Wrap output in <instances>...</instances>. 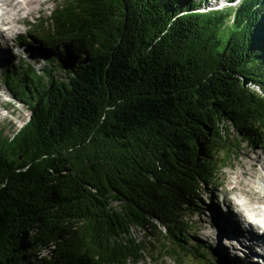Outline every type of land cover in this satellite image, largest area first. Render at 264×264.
<instances>
[{"label":"trees","instance_id":"1","mask_svg":"<svg viewBox=\"0 0 264 264\" xmlns=\"http://www.w3.org/2000/svg\"><path fill=\"white\" fill-rule=\"evenodd\" d=\"M200 1L60 0L24 42L44 69L2 70L30 118L0 127V264L139 262L263 136L264 0Z\"/></svg>","mask_w":264,"mask_h":264},{"label":"bare ground","instance_id":"2","mask_svg":"<svg viewBox=\"0 0 264 264\" xmlns=\"http://www.w3.org/2000/svg\"><path fill=\"white\" fill-rule=\"evenodd\" d=\"M50 1L52 0H3L1 23L5 24L4 15L6 7L12 6L10 3H15L13 8L19 7V11L32 12ZM203 1L206 0L200 2L204 4ZM14 21L16 20L9 21V25ZM9 29H13V26ZM4 32L0 26L2 37ZM8 49L0 47V59L5 57ZM40 63L42 67L45 65V61ZM14 64L16 63H10ZM222 176L214 187L213 219L207 221L206 216L202 217L204 223L195 232L196 238H201L197 245L193 244L196 256L200 257V247H209L210 244L218 253L216 256L219 251H223L225 255L232 252L231 259L226 260L227 264H264V230L248 219L249 216H264V147L257 142H254L252 148L243 145L238 152L237 162L231 163L229 170H223ZM219 194L224 195L222 203L227 207L226 212H222L220 202L214 200ZM189 243L194 242L188 241Z\"/></svg>","mask_w":264,"mask_h":264},{"label":"rangeland","instance_id":"3","mask_svg":"<svg viewBox=\"0 0 264 264\" xmlns=\"http://www.w3.org/2000/svg\"><path fill=\"white\" fill-rule=\"evenodd\" d=\"M180 1V4L183 3V0H177ZM199 2V0H194ZM217 3L218 5H221L223 1L219 0H206L205 2L203 1L204 4L201 2V7L202 8H208L210 7H215L214 5ZM12 6H7L6 11H5V22H9L11 20H16L13 22L12 25H7L0 24L4 28V36L0 35V47L5 48L8 47V53L5 55L3 59H0V74L2 68L9 63L15 62L17 66H20L21 63L26 62L25 60H31L32 64H36L35 68L37 70H40L41 64H37V59L39 58L38 54L33 53L32 48L28 49L25 47L18 48L13 46V43H20L21 40L23 39L22 36H26L27 34L30 33H35L39 32L43 28L42 22L44 19L48 18L52 11L56 8L57 6V0H52L48 3H45L41 6H38L34 9L32 12L28 11H19V7L13 8L15 6V3H10ZM180 4H177L180 6ZM22 18L21 20H19ZM13 26V29H9V27ZM13 41V43H12ZM5 46V47H3ZM6 53V52H5ZM22 59V60H21ZM43 62V61H41ZM47 67V65H46ZM54 67V66H53ZM44 69V67H43ZM59 69H55V73H57ZM60 74H64V71L60 70ZM9 91L6 89V87L0 85V127L4 128V132L6 134L12 133L14 130L18 131L20 130L24 123L29 120L30 118V110L26 108L25 105L22 103H18L15 99H13L10 94L8 93ZM235 143L238 145L236 147V152L232 156H219L221 158L220 161L215 160V167H217V170L215 168L212 177L210 179V182L207 183L206 185L202 186L201 192H200V207L197 208V211L193 216L191 217L192 214H190V220L189 223L186 225V232L185 236L187 233L190 231H194L197 233L198 232V226L202 225L204 223V219L202 217H207V221H212L213 216H214V211H213V198L215 196V185L222 179V174L223 170H229L231 163L237 162L238 158V152L242 150V146H246L248 148L253 147V142H257L256 139H253L251 136H249L247 133H240L239 131H235ZM253 139V142L251 140ZM259 145L264 147V143H259ZM224 155V154H223ZM218 158V157H217ZM216 158V159H217ZM227 165V166H226ZM224 195L219 194L216 200V202H220V210L223 212H226L227 207L223 202ZM191 212V211H189ZM193 213V212H191ZM188 214V215H189ZM187 215V217H188ZM192 221V223H191ZM209 223V222H208ZM134 232L139 235V237H144V234L142 231L139 230H134ZM183 238V240H182ZM201 238H196L195 235L192 236H187V239L184 237L180 236L179 238H173L169 241L162 242L160 245L156 246V248H153L154 250V258L151 257H146L145 259H142L141 262L135 263V264H177L174 260L166 258L161 254V251H165L166 249H174V251L180 252L182 257L186 258V264H201L203 261H205L204 257H201L197 260L195 257V250L193 249V246H189L188 241L190 242H198ZM191 250H190V249ZM204 251H210L209 255L212 253L214 256H216L218 253H216V250L210 246L207 247ZM215 251V252H214ZM219 253H223V251H219ZM231 253V254H230ZM45 254V252L41 253V255ZM229 254L232 256V252L229 251ZM229 256V255H228ZM39 257V256H38ZM196 258V259H195Z\"/></svg>","mask_w":264,"mask_h":264},{"label":"clouds","instance_id":"4","mask_svg":"<svg viewBox=\"0 0 264 264\" xmlns=\"http://www.w3.org/2000/svg\"><path fill=\"white\" fill-rule=\"evenodd\" d=\"M2 9H3V0H0V15H2ZM248 219L250 220V222H252L255 225H258L262 230H264V216L261 217L249 216Z\"/></svg>","mask_w":264,"mask_h":264}]
</instances>
